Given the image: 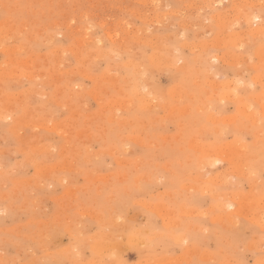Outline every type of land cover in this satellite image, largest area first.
Masks as SVG:
<instances>
[{"label": "rangeland", "instance_id": "rangeland-1", "mask_svg": "<svg viewBox=\"0 0 264 264\" xmlns=\"http://www.w3.org/2000/svg\"><path fill=\"white\" fill-rule=\"evenodd\" d=\"M257 1L0 0V264H264Z\"/></svg>", "mask_w": 264, "mask_h": 264}, {"label": "bare ground", "instance_id": "bare-ground-1", "mask_svg": "<svg viewBox=\"0 0 264 264\" xmlns=\"http://www.w3.org/2000/svg\"><path fill=\"white\" fill-rule=\"evenodd\" d=\"M12 1H13V0H12ZM256 1H257V0H256ZM14 2H15V1H14ZM253 2H254V1H253ZM257 2H259V1H257ZM3 3H4V2H3ZM30 3H31V2H30ZM233 3H234V2H233ZM233 5H234V4H233ZM233 5H232V6H233ZM239 5H240V4H239ZM234 6H235V5H234ZM243 6H244V4H243ZM250 6H251V5H250ZM4 7H5V6H4ZM239 7H240V6H239ZM239 7H238V9H239ZM11 8H13V7H11ZM241 8H242V7H240V9H241ZM6 10H7V9H6ZM235 11H236V8H235ZM244 11H245V10H244ZM252 11H253V10H252ZM8 12H9V11H8ZM240 13H241V12H240ZM250 13H251V12H250ZM235 15H236V14H234V16H235ZM238 15H239V14H238ZM245 15H246V14H245ZM245 15H244V17H245ZM240 16H241V15H240ZM236 17H237V15H236ZM248 17H249V16L246 17V20H247V21L249 20V19H247ZM232 18H233V17H232ZM237 18H238V17H237ZM242 18H243V17H242ZM251 18H252V17H251ZM254 18H255V17H254ZM233 19H234V18H233ZM239 19H240V18H239ZM239 19H238V21H239ZM250 20H251V19H250ZM250 20H249V21H250ZM253 20H254V19H253ZM236 22H237V21H236ZM9 23H10V22H9ZM22 23H23V22H22ZM249 23H250V22H249ZM49 24H51V23H49ZM56 24H57V23H56ZM6 25H7V24H6ZM249 25H251V24H249ZM253 25H254V24H253ZM7 26H8V25H7ZM51 26H52V25H51ZM55 26H56V25H55ZM257 26H258V25H257ZM3 27H4V26H3ZM52 27H53V26H52ZM251 27H253V26H251ZM255 27H256V26H255ZM255 27H253V29H254ZM260 27H261V26H260ZM263 27H264V25H263ZM46 28H47V27H46ZM249 29H250V28H249ZM253 29H251V30L254 31V32L258 31V28H257V27H256L254 30H253ZM261 29H262V28H261ZM0 30H1V29H0ZM263 30H264V28H263ZM1 31H2V30H1ZM77 31H78V30H77ZM124 31H125V30H124ZM41 32H42V31H41ZM41 32H40V33H41ZM54 32H55V31H54ZM126 32H128V31H126ZM131 32H132V31H131ZM263 32H264V31H263ZM9 33H10V32H9ZM260 33H261V32H260ZM252 34H253V33H252ZM262 34H263V33H262ZM4 35H5V34H4ZM254 35H255V34H254ZM9 36H11V35H9ZM55 36H56V35H55ZM136 36H137V35H136ZM257 36H258V34H257ZM147 37H148V36H147ZM152 37H153V36H152ZM77 38H78V37H77ZM137 38H138V37H137ZM87 39H88V38H87ZM146 39H148V38H146ZM154 39H155V38H154ZM235 39H236V38H235ZM235 39L233 38L231 41H234ZM150 41H151V40H150ZM152 41H153V40H152ZM1 42H2V41H1ZM80 42H81V40H80ZM142 42H143V41H142ZM145 42H146V41H145ZM153 42H154V41H153ZM237 42H238V41H237ZM5 43H6V41H5ZM98 43H99V42H98ZM234 43H235V44H239V43H236V42H234ZM27 44H28V43H27ZM101 44H102V43H101ZM154 44H155V43H154ZM154 44H153V45H154ZM0 45H1V44H0ZM7 45H8V44H7ZM174 45H176V44H174ZM167 46H168V45H167ZM17 47H18V46H17ZM160 47H161V45H160ZM11 48H12V47H11ZM18 48H19V47H18ZM170 48H171V47H170ZM3 49H4V47H3ZM53 50H54V48H53ZM71 50H72V49H71ZM77 50H78V49H77ZM56 51H57V50H56ZM72 51H73V50H72ZM74 51H76V50H74ZM5 52H6V51H5ZM158 52H159V51H158ZM177 52H178V51H177ZM140 53H141V52H140ZM77 54H78V53H77ZM71 55H72V54H71ZM135 55H136V54H135ZM135 55H134V56H135ZM15 56H16V55H15ZM18 56H19V55H18ZM75 56H76V55H75ZM162 56H163V55H162ZM56 57H57V56H56ZM153 57H155V56H153ZM153 57H152V58H153ZM234 57H236V55H235ZM59 58H60V57H59ZM74 58H75V57H74ZM76 58H77V57H76ZM76 58H75V59H76ZM152 58H151V59H152ZM155 58H156V57H155ZM183 58H184V57H183ZM208 58H209V57H208ZM11 59H12V58H11ZM11 59H10V60H11ZM132 59H134V58H132ZM201 59H202V58H201ZM23 60H24V59H23ZM79 60H80V59H79ZM134 60H135V59H134ZM159 60H160V59H159ZM159 60H158V62L156 61V63L159 64V63H160ZM182 60H183V59H182ZM64 61H65V60H64ZM154 61H155V60H154ZM164 61H165V60H163V62H164ZM169 61H170V60H169ZM238 61H239V60H238ZM20 62H21V61H20ZM66 62H68V61H66ZM66 62H65V63H66ZM79 62H81V61H79ZM134 62H135V61H134ZM165 62H168V61H165ZM186 62H187V61H186ZM186 62H185V63H186ZM234 62H235V59H234ZM140 63H141V61H140ZM151 63H152V62H151ZM169 63H170V62H169ZM169 63H167V64H169ZM171 63H172V62H171ZM173 63H174V62H173ZM236 63H237V62H236ZM60 64H64V63H60ZM127 64L129 65V63H127ZM162 64H163V63H162ZM64 65H65V64H64ZM139 65H140V64H139ZM160 65H161V64H160ZM164 65H165V64H164ZM184 65H185V64H184ZM6 66H7V65H6ZM28 66H29V64H28ZM121 66H122V65H121ZM166 66H167V65H166ZM210 66H211V65H210ZM26 67H27V66H26ZM117 67H118V65H117ZM12 68H14V67H12ZM29 68H30V67H29ZM138 68H140V67H138ZM1 69H2V68H1ZM4 69H5V67H4ZM25 69H26V68H25ZM149 69H150V68H149ZM203 69H204V68H203ZM12 70H13V69H12ZM135 70H137V69H135ZM61 71H62V70H61ZM71 71H72V70H71ZM205 72H206V71H205ZM12 73H13V72H12ZM12 73H11V74H12ZM15 73H16V72H15ZM15 73H13L12 75L15 76V75H14ZM22 73H23V72H22ZM22 73H20V74L22 75ZM72 73H73V72H72ZM20 74H19V76H20ZM24 74L26 75V73H24ZM27 74H28V73H27ZM70 74H71V73H70ZM77 74H78V73H77ZM203 74H204V73H203ZM12 75H11V76H12ZM33 75H34V74H33ZM71 75H72V74H71ZM110 75H111V74H110ZM8 76H9V75H8ZM6 77H7V76H6ZM73 77H74V76H73ZM29 78H30V77H29ZM71 78H72V77H71ZM71 78H70V79H71ZM111 78H113V77H111ZM68 79H69V78H68ZM114 79H115V77H114ZM28 80H29V79H28ZM105 80H106V79H105ZM144 81H145V80H144ZM237 81H238V79H237ZM227 83H228V82H227ZM229 83H230V82H229ZM229 83H228V84H229ZM231 83H233V82H231ZM234 83H235V82H234ZM6 84H7V83H6ZM225 84H226V83H225ZM230 85L232 86V84H230ZM5 86H6V85H5ZM73 86H74V85H73ZM139 86H140V85H139ZM225 86H226V85H225ZM228 86H229V85H228ZM236 86H237V85H236ZM1 87H2V86H1ZM8 87H9V86H8ZM121 87H122V86H121ZM137 87H138V86H137ZM10 88H11V87H10ZM69 88H70V87H69ZM1 89H2V88H1ZM138 89H139V88H138ZM33 90H34V89H33ZM118 90H119V89H118ZM135 90H136V89H135ZM230 90H231V89H230ZM31 91H32V89H31ZM138 91H139V90H138ZM29 92H30V91H29ZM40 92H41V91H40ZM147 92H148V91H147ZM121 93H122V92H121ZM134 93H136V92H134ZM138 93H139V92H138ZM31 94H32V93H31ZM34 94H35V93H34ZM72 94H73V93H72ZM146 94H147V93H146ZM19 95H20V94H19ZM41 95H43V94H41ZM68 95H69V94H68ZM134 95H135V94H134ZM230 95H231V94H229V96H230ZM69 96H70V95H69ZM136 96H137V95H136ZM226 96H227V94H226ZM224 97H225V96H224ZM3 99H4V98H3ZM20 99H22V98L20 97ZM31 99H32V98H31ZM141 99H142V98H141ZM147 99H148V98H146V100H147ZM153 99H154V98H153ZM216 99H217V98H216ZM18 100H19V98H18ZM129 100H130V99H129ZM143 100H144V99H143ZM219 100H220V99H219ZM29 101H30V100H29ZM151 101H153V100H151ZM119 102H120V101H119ZM129 102H130V101H129ZM56 103H57V102H56ZM127 103H128V101H127ZM127 103H126V104H127ZM147 103H148V102H147ZM27 104H28V103H27ZM118 104H119V103H118ZM121 104H124V103L122 102ZM128 104H129V103H128ZM130 104H131V103H130ZM119 105H120V104H119ZM144 105H146V104H144ZM9 106H10V105H9ZM148 106H149V105H148ZM6 107H7V106H5V108H6ZM142 107H143V106H142ZM152 107H153V106H152ZM150 108H151V107H150ZM244 108H245V107H244ZM13 109H14V108H13ZM121 109H122V108H121ZM5 110H6V109H5ZM0 112H1V111H0ZM46 112H48V111H46ZM245 112H246V111H245ZM5 116H7V115H5ZM55 116H56V115H55ZM250 116H252V115H250ZM44 117H45V116H44ZM46 117H47V116H46ZM255 119H256V118H255ZM24 120H25V119H24ZM45 120H47V119H45ZM17 121H18V120H17ZM26 121H27V120H26ZM253 121H254V120H253ZM258 121H259V120H258ZM260 121H261V120H260ZM44 122H45V121H44ZM28 123H30V122H28ZM37 123H38V124H41V123H39V122H37ZM46 123H48V122H46ZM122 123H123V122H122ZM33 124H34V123H33ZM48 124H49V123H48ZM53 124H54V123H53ZM56 124H57V123H56ZM12 125H14V124H12ZM51 125H52V124H51ZM51 125H49V127H51ZM36 126H38V125H36ZM40 126H41V125H40ZM43 126H45V125H43ZM66 126H67V125H66ZM31 127H32V126H31ZM38 127H39V126H38ZM46 127H47V125H46ZM46 127H45V128H46ZM54 127H55V126H54ZM59 128L61 129V127H59ZM62 128H63V127H62ZM47 129L51 130L52 127H51V129L47 127ZM53 129H54V128H53ZM58 130H59V129H58ZM66 130H67V129H66ZM33 132H34V131H33ZM56 133H57V132H56ZM30 135H31V134H30ZM121 136H122V135H121ZM121 136H120V137H121ZM67 140H68V139H67ZM119 140H120V139H119ZM125 140H126V139H125ZM120 141H121V140H120ZM192 143H193V142H192ZM33 144H35V143H33ZM37 144H38V143H37ZM238 144H239V143H238ZM39 145H40V144H39ZM193 145H194V144H193ZM196 145H197V144H196ZM33 146H34V145H33ZM40 146H41V145H40ZM44 146H45V145H44ZM235 146H237L236 143H235ZM235 146H234V147H235ZM33 148H36V145H35V147H33ZM42 148H44V147H42ZM42 148H41V149H42ZM238 148H240V147H238ZM41 149H40V150H41ZM232 149H233V147H232ZM229 150H231V149H230V146H229ZM235 150H236V149H235ZM203 151H204V150H203ZM236 151H237V150H236ZM206 152H207V151H206ZM211 152H212V151H211ZM209 153H210V152H209ZM209 153H206V154H209ZM214 153H216V152H214ZM225 153H227V152H225ZM225 153H224V154H225ZM231 153H232V152H231ZM224 154H222V155H224ZM232 154H233V153H232ZM209 155H210V154H209ZM209 155H208V156H209ZM212 155H213V154H212ZM230 155H231V154H230ZM219 156H220V155H219ZM219 156H218V157H219ZM226 156H227V154H226ZM228 156H229V155H228ZM233 156H234V155H233ZM216 157H217V155H216ZM218 157H217V158H218ZM231 157H232V156H231ZM231 157L229 156V159H230ZM95 158H97V157H95ZM225 158H226V157H225ZM232 158H233V157H232ZM232 158H231V159H232ZM234 158H235V157H234ZM218 159H219V158H218ZM64 160H65V159H64ZM215 160H217V159H215ZM227 160H228V159H227ZM73 161H74V160H73ZM117 161H118V160H117ZM231 161H232V160H231ZM71 162H72V161H71ZM233 162H234V161H233ZM236 162L239 163V161H235V164L238 165V163H236ZM32 163H33V162H32ZM62 163H63V162H62ZM121 163H122V161H121ZM63 164H64V163H63ZM63 164H62V165H63ZM35 165H40V164L35 163ZM202 165H203V164H202ZM91 166H92V165H91ZM204 166H205V165H204ZM233 166H235V165H233ZM238 166H240V165H238ZM42 167H43V166H42ZM240 167H241V166H240ZM35 168H36V167H35ZM69 168H72V166L69 167ZM201 168H202V166H201ZM203 168H204V167H203ZM237 169H238V168H237ZM36 170H37V169H36ZM203 170H204V169H203ZM205 170H207V169H205ZM1 171H2V170H1ZM38 171H39V168H38ZM44 171H46V170H44ZM207 171H208V170H207ZM236 171H238V170H236ZM2 172H3V171H2ZM2 172H1V173H2ZM5 172H6V171H5ZM36 172H37V171H36ZM206 173H207V172H206ZM206 173H205V174H206ZM0 175H1V174H0ZM201 175H202V173L200 174V176H201ZM203 175H204V174H203ZM206 176H207V174H206ZM3 177H4V176H3ZM201 177H202V176H201ZM213 177H214V176H213ZM203 178H204V177H203ZM203 178H202V179H203ZM208 178H212V177H210V175H209ZM215 178H217V177H215ZM215 178H214V179H215ZM204 179H207V177L204 178ZM217 179H218V178H217ZM212 180H213V179H212ZM213 181H216V180H213ZM216 182H217V181H216ZM213 183H214V182H213ZM212 192H213V191H212ZM214 194H215V193H214ZM217 194L219 195V193H217ZM222 194H223V193H222ZM224 194H225V193H224ZM226 194H227V193H226ZM212 195H213V194H212ZM230 195H231V194H230ZM225 196H226V195H225ZM216 197H217V196H216ZM226 197H228V196H226ZM229 197H230V196H229ZM231 197H232V196H231ZM239 198H240V197H239ZM221 199H222V198H221ZM218 201H219V200H218ZM249 202H250V201H249ZM252 203H255V202H251L250 204H252ZM219 204H221V207L223 208V205H224V204H223V205H222V203H219ZM248 204H249V203H248ZM229 205H232V204L230 203ZM217 206H218V204H217ZM224 206H225V205H224ZM219 207H220V205H219ZM221 207H220V208H221ZM214 208H215V207H214ZM228 208H229V207H228ZM231 210H232V209H231ZM249 210H250V209H249ZM247 212L249 213V211H247ZM245 213H246V212H245ZM252 213H253V212H252ZM219 214H221V213H219ZM227 214H228V213H227ZM250 214H251V213H250ZM250 214H249V215H250ZM228 215H229V214H228ZM254 215H255V213H254ZM230 216H231V214H230ZM251 216H252V215H250V219H249V217H248L249 220H251V218L253 217V216H252V217H251ZM214 217H215V216H214ZM214 217H212L213 220H214V219H217V218H216L217 216H216L215 218H214ZM244 217H246L245 214H244ZM263 217H264V215H263ZM246 218H247V217H246ZM231 220H232V218H231ZM252 220H253V218H252ZM252 220H251V221H252ZM254 220H255L256 222H258L257 219H256V217L254 218ZM254 220H253V221H254ZM258 220H259V219H258ZM260 220H261V219H260ZM220 221H221V220H220ZM255 221H254V222H255ZM263 221H264V220H263ZM259 224H260V223H259ZM222 227H223V226H222ZM230 227H231V226H230ZM227 228H228V227H227ZM146 231H147V230H146ZM108 236H109V234H108ZM116 236H117V235H116ZM155 236H156V235H155ZM132 237H133V236H132ZM130 238H131V237H130ZM41 239H42V238H41ZM138 241H139V240H138ZM179 241H180V240H179ZM93 243H94V242H93ZM102 243H103V242H102ZM102 243H101V244H102ZM115 243H116V242H115ZM119 243H120V242H119ZM105 244H108V243H105ZM110 244H111V243H110ZM110 244H109V246H110ZM147 244H148V243H147ZM229 244H230V243H229ZM113 245H114V244H113ZM113 245H111V246H113ZM138 245H139V244H138ZM115 246H120V247H121L122 245H118V244H117V245H114V246L111 247V248H114ZM105 247H106V246H105ZM100 249L103 250V245H102V248H100ZM100 249H99V250H100ZM106 249H109V247H107ZM92 250H93V249H92ZM99 252H100V251H99ZM101 256H102V255H101ZM152 257H154V256H152ZM102 259H103V258H102ZM149 259H151V257H150ZM53 260H54V259H53ZM153 260H154V259H153ZM143 261H144V260H143ZM143 261H142V262H143ZM151 261H152V260H149V262H151ZM159 261H161V260H159ZM159 261H158V263L161 264L162 261H161V262H159ZM177 261H178V260H177ZM212 261H213V260H212ZM58 262H59V261H58ZM112 262H113V261H112ZM163 262H164V261H163ZM104 263H105V262H104ZM122 263H123V262H122ZM139 263H140V262H139ZM164 263H165V262H164ZM260 263H261V262H260ZM260 263H259V264H260ZM91 264H92V263H91ZM95 264H96V263H95ZM141 264H142V263H141ZM143 264H144V263H143ZM145 264H146V261H145ZM148 264H150V263H148ZM151 264H152V263H151ZM155 264H156V262H155Z\"/></svg>", "mask_w": 264, "mask_h": 264}]
</instances>
